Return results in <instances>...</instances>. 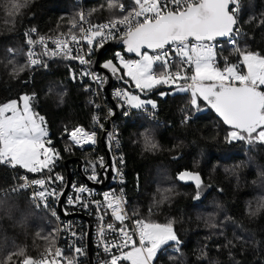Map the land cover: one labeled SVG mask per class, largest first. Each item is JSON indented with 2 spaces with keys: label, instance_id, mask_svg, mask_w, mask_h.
Returning a JSON list of instances; mask_svg holds the SVG:
<instances>
[{
  "label": "trees",
  "instance_id": "obj_1",
  "mask_svg": "<svg viewBox=\"0 0 264 264\" xmlns=\"http://www.w3.org/2000/svg\"><path fill=\"white\" fill-rule=\"evenodd\" d=\"M239 1L235 30L240 49L264 55V0ZM114 2L86 0L82 6L76 0H0V104L30 95L33 110L44 117L52 147L67 155L61 191L66 160L86 156L79 150L64 152L70 144L64 130L90 126L95 102L87 81L78 77L77 60L45 55L39 66H30L26 45L33 29L70 33L81 7L93 22L120 18L125 13L109 8ZM118 2L131 10L129 0ZM13 4L20 7L13 9ZM117 53L124 51L110 47L102 59L116 60ZM218 53L229 63L237 60L236 49L227 42ZM177 84L145 89L146 96L131 89L152 98L158 109L151 115L135 108L129 116L116 117L129 211L146 222L170 223L179 240L162 247L153 264H264V141L230 139L232 127L202 99L199 108L193 107L190 91H174ZM101 145L104 151L102 140ZM70 166L72 176L73 167L80 174L76 160ZM25 171L0 164V264L37 257L58 241L50 210L37 209L28 191L12 190ZM187 171L200 175L198 186L180 178Z\"/></svg>",
  "mask_w": 264,
  "mask_h": 264
},
{
  "label": "snow or ice",
  "instance_id": "obj_2",
  "mask_svg": "<svg viewBox=\"0 0 264 264\" xmlns=\"http://www.w3.org/2000/svg\"><path fill=\"white\" fill-rule=\"evenodd\" d=\"M18 7L19 4H13V9ZM109 8H119L125 14L106 24L89 25L88 28H78L74 23L72 29L78 31L72 32L69 29L70 36L52 40L55 45L53 50L47 48L46 38L43 36L38 40L29 38L28 44L42 45L45 49L44 55L51 51L52 55H63L88 65L90 61L83 55H73L72 45L88 46L90 55L93 46L102 47L106 36L119 32L122 28L120 40L126 52L134 54L138 59L126 60L120 53L116 55L124 70L123 75L129 77L137 89L144 91L156 85L177 84L181 80L186 83L191 81L186 87L180 86L179 91L191 92V104L195 108H199L200 99L209 104L222 117L224 123L234 129L229 133L231 139L264 141V55L236 49L240 57L239 63H229L225 59L223 68L216 63L217 45L214 41L233 35L234 26L237 24L238 0H133L131 11H126L125 6L116 0L109 4ZM84 19L81 14L80 20ZM230 42L234 44V41ZM79 51H82V47L78 53ZM34 57L35 53L30 48V64H39L41 61ZM173 59L178 61L174 72L170 70ZM241 65L244 70H241ZM102 67L114 74L121 71V67L112 60L105 62ZM156 67L163 71L157 72ZM189 71L191 75H188ZM82 75L93 74L85 70ZM93 79L99 83L104 82L98 76H93ZM117 96H123L133 108H142L145 104L156 107L153 101L141 100L136 95L117 92ZM20 100L23 102L22 107L17 100L0 104V164L19 166L30 173H42L45 170L50 173L59 154L50 146L51 140L47 139L49 134L44 126V117L33 112L29 96L24 95ZM68 136L75 145L96 142V133L83 127H76L68 132ZM109 139H112L111 134ZM101 166L104 167L103 163ZM186 175L191 176L185 173L180 178L183 179ZM89 178L98 182L95 166ZM193 178L198 186L199 176ZM57 180L63 181V177L57 175L48 176L47 180L33 179L30 185L45 189L46 183ZM27 186L29 185L20 187ZM77 191L83 193L86 189L80 187ZM33 195L35 198L46 199V189ZM48 195H57L56 190L53 189ZM104 200L114 219L123 223L127 213L123 209L122 198L115 194L109 198V194L105 193ZM68 202L73 203L72 198ZM133 223L135 228L131 231L124 227L117 230L112 224L107 225V229L118 231L122 237V243L111 247L130 249L121 251L119 255H112L110 264H120L121 261L152 264L162 245L169 241L179 243L170 223H150L142 219H136ZM104 231V228L100 229L101 236ZM137 236L138 242L134 239ZM75 251L79 253L81 250L77 248ZM105 251H110V248L105 246ZM63 261L62 250L55 248L53 251L50 248L40 259L25 257L21 264H63ZM66 264H73V260H67Z\"/></svg>",
  "mask_w": 264,
  "mask_h": 264
},
{
  "label": "built area",
  "instance_id": "obj_3",
  "mask_svg": "<svg viewBox=\"0 0 264 264\" xmlns=\"http://www.w3.org/2000/svg\"><path fill=\"white\" fill-rule=\"evenodd\" d=\"M85 1L86 0H76V2L82 6L85 4ZM129 3L131 4V9H132L133 0H129ZM121 4L125 6V9L127 8L126 2H121ZM239 7H240V1L238 0V9ZM81 14H83L85 17L83 21L80 20ZM114 19H118V18H114ZM110 20L113 19H105L99 22H93L90 19L85 8L81 7L79 11V20L76 25L78 26V28L81 26L84 28H88L89 25L106 24ZM237 28L238 27L236 26V29ZM77 31L78 29H76L73 32H77ZM122 33H123V29L121 28L119 32H115L112 35L106 36L104 43L113 37L122 35ZM70 34L71 33L46 34V33H39L35 30V35L34 37H32V40H38L39 37L43 36L46 38L47 48L49 50H53L55 48V45L51 42L52 40H55L58 37L59 38L68 37L70 36ZM230 41H234V44ZM225 42H227L230 46L234 47L235 49H240L239 36L236 33V30H234L233 35L231 37H227L224 40L218 39L214 41V43L217 45L215 49L216 63L220 61H225V59H227V56H225L224 54L219 55L218 53L219 49L223 46ZM81 47H82V51H79L78 53V50ZM30 48L35 53L34 58H38L41 61L37 65H31L29 62L28 52ZM72 48H73V55L76 54L83 55L85 59L90 61L88 65H83L79 62V60L75 59L77 60L80 66V69L78 71V77L81 80L87 81V84L90 88L91 94L95 102L96 111H95L94 121L90 126L77 124L71 128H65L64 132L68 140L70 141V144L68 147H65L64 152L69 153L72 151L75 152L76 150H79L86 155L83 158L84 160L83 171L88 177V179H90L89 177H91L92 175L93 166H95V172L99 178L98 181H100L103 173V171L101 170V163L104 164L108 161L107 153L109 154V158H110L109 166L118 171L115 170L113 177V185L111 187L106 189H98L86 183L83 180V177L77 172V169L73 167L74 172L68 192L65 197L64 210L67 213L79 212L90 218L91 228H92L91 244H92L94 262L95 264H110V259L112 255H119L121 251H128L130 249H117L115 247H111L114 244L122 243V237L118 231H112L110 229H107V225L112 224L113 227L117 230L121 227H124L126 230L131 231L135 228L133 221L139 219L134 214H132L128 208V200L124 187V184L126 182V172L124 168L125 158L122 154L123 138L118 128V120L116 116H114L115 109L110 101V98L112 97L115 100L121 102L122 104L121 116L123 115L129 116L134 111L135 108L130 107L123 96H117V92L126 93L127 86L125 84L121 82L116 83L110 88L109 91H107L105 89L104 82L99 83L97 80L93 79V76H98L102 78L104 81V77L101 71L98 69H94L92 67V57L94 55L93 53L96 52L97 49L96 46H93V51L91 52L90 55L88 54V46L86 45L81 46V45L73 44ZM25 51L30 66H39L42 63L43 57L45 56L44 55L45 49L42 45H40L39 43H36L34 45H29L27 43ZM120 54L126 60L128 59L134 60V57L128 56L125 53H120ZM48 55L63 56V55H52L51 51H49ZM115 61L121 67L119 59L116 58ZM239 61H240V57L238 54L235 63H239ZM177 65H178V61L176 59H173L172 68L170 70L174 72L176 70ZM85 70L90 71L93 75L91 76L82 75V73ZM155 70L157 72L163 71V69L159 67H156ZM241 70H244L243 65H241ZM188 75H191L190 71L188 72ZM181 81L185 83V86H187V83H191V81H188L187 83L183 80ZM137 109L141 112H145L147 114L152 115L154 113L153 110L154 111L157 110L158 107L157 105L155 108L144 105L142 108H137ZM189 116L190 115L187 114V117ZM76 127H83L85 130L89 132H95L96 142L94 144L89 143L83 145H75L69 139L68 132L75 129ZM109 134H111L112 136L111 140L109 139ZM102 136L104 137V144H105L104 151L100 149L101 146H103L101 145ZM56 152H58L59 158L56 159L55 165L50 173L48 172V170H45L42 173H30L26 170L25 172H22L19 175L12 190L17 193L28 191L37 209L41 210L45 207L50 210L52 219L57 223V237H58L57 244L51 249L53 251L55 250V248H60L62 250L64 254L63 264H66V261L69 259L73 260V264H90L89 253H88L87 222H85V219L80 217L65 218L58 209V199L61 193V189H60L61 181L57 180L54 183H46L45 186L46 199L35 198L33 195L35 192L45 189H41L39 186L36 185H30L31 180L39 179V178H44L47 180L48 176L55 177L57 175L63 177V174L65 173L64 160H65V156L67 155H65L61 150H56ZM21 185H29V186L21 188L20 187ZM80 187H84L86 191L83 193L78 192L77 189ZM53 189L56 190L57 195L55 196L48 195V193L51 192ZM105 193L109 194V198H111L112 194H115V196L122 198L123 201L122 206L124 211L127 213V218L123 221V223L116 221L114 217L111 215V209H107L106 202L104 200ZM77 197H79V200H77ZM69 198H72L73 203L68 202ZM85 205H87V207H85ZM53 213H55V215H53ZM101 217L103 218L101 219ZM101 228L105 229L103 236L100 235ZM134 239H136L138 242V236L134 237ZM105 246H108L110 248V251L106 252ZM77 248L81 250L79 253L75 251V249ZM42 254L32 258L34 260H38L41 258ZM22 260H20V262L17 264H21Z\"/></svg>",
  "mask_w": 264,
  "mask_h": 264
},
{
  "label": "water",
  "instance_id": "obj_4",
  "mask_svg": "<svg viewBox=\"0 0 264 264\" xmlns=\"http://www.w3.org/2000/svg\"><path fill=\"white\" fill-rule=\"evenodd\" d=\"M238 23V20H237ZM237 24L234 26V30L236 29ZM120 36H116L111 38L110 40H108L107 42L103 43L102 47H97L96 49V55L92 57V67L94 69H98L101 71L103 77H104V85L107 91H109V89L116 83H123L126 86H128L130 89L132 90H136L137 88L135 87V85H132L131 81L129 79H127L124 75H123V70L121 68L120 72L117 73H112L111 70L109 69H104L102 67V65L109 61L112 60L114 64H116L118 67H120L117 62L113 59H102V56L104 55V53L108 50V48L110 47H117V48H122V50L124 51L125 54H127L128 56L131 57H136L134 54L132 53H127L125 50V46L122 44L121 40H120ZM227 37H223V38H217L218 39H226ZM125 81H127V83H125ZM141 93L144 94V96H146L147 94L142 92L140 90ZM111 102L113 107L115 108V113L114 116L118 117L121 114L122 111V104L121 102L115 100L114 98L111 97ZM218 114V113H217ZM219 116V114H218ZM220 117V116H219ZM222 119V117H220ZM223 120V119H222ZM102 143L104 144V137L102 136ZM107 159L108 161L106 163H104V167L101 166V170L103 171V175H102V179L98 182L96 181H92L90 179H88V177L86 176V174L83 171L84 168V162L83 159L81 157H71L68 158L65 162L66 164V182H65V186L63 188V190L60 193L59 199H58V209L60 211V213L65 217V218H69V217H82L84 218L87 222H88V249H89V259H90V264H95L94 262V258H93V250H92V244H91V220L88 216L79 213V212H72V213H67L64 210V202H65V197L66 194L68 192L71 180H72V168L70 166V161L72 160H76L78 162V171L80 172L81 176L83 177V180L88 183L89 185L96 187L98 189H106L109 188L113 185V177H114V173L115 170L114 168H111L109 166V154L107 153Z\"/></svg>",
  "mask_w": 264,
  "mask_h": 264
},
{
  "label": "rangeland",
  "instance_id": "obj_5",
  "mask_svg": "<svg viewBox=\"0 0 264 264\" xmlns=\"http://www.w3.org/2000/svg\"><path fill=\"white\" fill-rule=\"evenodd\" d=\"M134 59H138V57H134ZM221 68H223V67H221ZM129 78V77H128ZM130 79V78H129ZM133 82V81H132ZM133 84H134V82H133ZM135 85V84H134ZM170 85H173V84H170ZM157 86V85H156ZM180 86H185V84L183 85V84H177L176 86H174V91H179V87ZM155 87V86H154ZM186 87V86H185ZM126 93L128 94V95H136V96H139V98L141 99V100H144V101H148V100H151V101H153V99L152 98H150V97H144V96H142V95H140L139 93H137V92H135V91H132L131 89H129V88H127L126 89ZM191 93V92H190ZM24 95H27V96H29L30 97V95L29 94H23L22 96H24ZM21 96V97H22ZM11 100H17V102H18V104H20V106L22 107V101L20 100V99H17V98H14V99H11ZM10 101V100H9ZM8 102V101H7ZM198 102H199V100H198ZM6 103V102H5ZM30 104H31V102H30ZM31 108H32V105H31ZM32 110H33V108H32ZM33 112H35L34 110H33ZM36 113V112H35ZM36 114H38V113H36ZM38 116H41V115H39L38 114ZM44 126L46 127V130H47V132H48V134H49V130H48V127H47V125H46V123H45V121H44ZM234 129L232 128L231 130H230V132H232ZM229 132V133H230ZM229 138L231 139V137L229 136ZM47 139H49V137H47ZM51 146V145H50ZM186 173H188V174H191V176H184L185 177V180H187V181H193V182H195V183H197V181L193 178V177H195V176H199V183H200V181H201V177H200V175L198 174V173H196V172H192V171H187ZM170 242V241H169ZM168 242V243H169ZM167 243V244H168ZM167 244H164V245H162L161 246V248L157 251V254H156V256H155V258L157 257V255H158V253L160 252V250L162 249V247H164L165 245H167ZM155 258L153 259V261L155 260ZM129 263H130V261H128ZM153 264V263H152Z\"/></svg>",
  "mask_w": 264,
  "mask_h": 264
},
{
  "label": "bare ground",
  "instance_id": "obj_6",
  "mask_svg": "<svg viewBox=\"0 0 264 264\" xmlns=\"http://www.w3.org/2000/svg\"><path fill=\"white\" fill-rule=\"evenodd\" d=\"M106 89V88H105ZM110 101H111V98H110ZM112 103V102H111ZM115 109V108H114ZM88 253H89V249H88Z\"/></svg>",
  "mask_w": 264,
  "mask_h": 264
}]
</instances>
